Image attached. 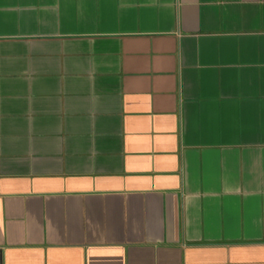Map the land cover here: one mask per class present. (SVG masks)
I'll return each mask as SVG.
<instances>
[{
  "label": "crops",
  "instance_id": "crops-1",
  "mask_svg": "<svg viewBox=\"0 0 264 264\" xmlns=\"http://www.w3.org/2000/svg\"><path fill=\"white\" fill-rule=\"evenodd\" d=\"M0 264H264V0H0Z\"/></svg>",
  "mask_w": 264,
  "mask_h": 264
}]
</instances>
